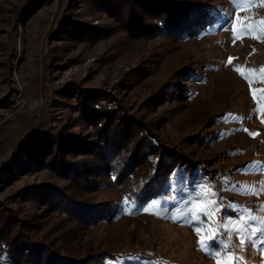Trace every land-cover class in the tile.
Returning a JSON list of instances; mask_svg holds the SVG:
<instances>
[{"label": "rangeland", "instance_id": "rangeland-1", "mask_svg": "<svg viewBox=\"0 0 264 264\" xmlns=\"http://www.w3.org/2000/svg\"><path fill=\"white\" fill-rule=\"evenodd\" d=\"M204 1L221 7L220 19L179 39L127 33L92 0H0V117L18 103L15 118L0 125V203L79 254L264 264V0ZM75 20L101 31L73 36ZM81 89L136 113L160 148L196 163L197 175L170 179L137 204L105 173L94 197L115 199L120 209L89 226L20 200L31 183H63L32 167L25 139L38 131L93 134L75 106ZM0 264L10 263L0 257Z\"/></svg>", "mask_w": 264, "mask_h": 264}, {"label": "trees", "instance_id": "trees-1", "mask_svg": "<svg viewBox=\"0 0 264 264\" xmlns=\"http://www.w3.org/2000/svg\"><path fill=\"white\" fill-rule=\"evenodd\" d=\"M116 25L135 36L185 38L198 35L220 19L223 10L204 0H92ZM101 28L81 20L71 21L69 32L94 35ZM81 88V87H79ZM76 95L82 125L93 129L90 137L69 131H38L28 137L24 150L32 167L44 166L63 180H42L18 192L23 202H33L60 213L79 225H94L119 212L115 199H96L106 175L125 188V197L137 204L157 196L170 179L194 178L195 162L160 148L148 124L138 122L119 105L97 91L81 89ZM165 152H163V151ZM23 165L20 164V167ZM8 208V209H7ZM0 203V257L20 264H141L118 252L79 254L62 245L35 222ZM29 218V217H28ZM38 223V222H37Z\"/></svg>", "mask_w": 264, "mask_h": 264}, {"label": "built area", "instance_id": "built-area-1", "mask_svg": "<svg viewBox=\"0 0 264 264\" xmlns=\"http://www.w3.org/2000/svg\"><path fill=\"white\" fill-rule=\"evenodd\" d=\"M18 111V103L12 104L5 112L4 116L0 117V125L4 122L10 123L15 118Z\"/></svg>", "mask_w": 264, "mask_h": 264}]
</instances>
